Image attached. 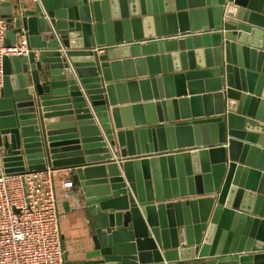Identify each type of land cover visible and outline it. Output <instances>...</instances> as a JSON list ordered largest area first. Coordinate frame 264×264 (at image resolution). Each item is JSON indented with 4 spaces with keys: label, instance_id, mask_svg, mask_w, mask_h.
I'll list each match as a JSON object with an SVG mask.
<instances>
[{
    "label": "water",
    "instance_id": "95a60500",
    "mask_svg": "<svg viewBox=\"0 0 264 264\" xmlns=\"http://www.w3.org/2000/svg\"><path fill=\"white\" fill-rule=\"evenodd\" d=\"M0 15L31 47L3 59L6 170L73 168L89 211L95 247L63 242L66 264H264V0Z\"/></svg>",
    "mask_w": 264,
    "mask_h": 264
},
{
    "label": "built area",
    "instance_id": "2783aa9c",
    "mask_svg": "<svg viewBox=\"0 0 264 264\" xmlns=\"http://www.w3.org/2000/svg\"><path fill=\"white\" fill-rule=\"evenodd\" d=\"M41 3V0H33ZM15 0H0V4ZM14 18L0 15V97L4 86L3 59L31 51L24 32L6 44ZM0 144V264H66L61 223L64 201L76 199V182L69 167L8 172Z\"/></svg>",
    "mask_w": 264,
    "mask_h": 264
},
{
    "label": "crops",
    "instance_id": "0c3cea01",
    "mask_svg": "<svg viewBox=\"0 0 264 264\" xmlns=\"http://www.w3.org/2000/svg\"><path fill=\"white\" fill-rule=\"evenodd\" d=\"M33 5V0H15L13 7H29ZM12 28V27H11ZM71 175L76 182V175L72 168ZM76 199L64 201L62 208L66 212V217L61 223L63 242L68 252V259L73 261L89 260L86 253L94 249V241L91 236V226L89 222V211L85 205L80 186L76 182ZM94 259V258H91ZM90 259V260H91Z\"/></svg>",
    "mask_w": 264,
    "mask_h": 264
},
{
    "label": "rangeland",
    "instance_id": "374dc122",
    "mask_svg": "<svg viewBox=\"0 0 264 264\" xmlns=\"http://www.w3.org/2000/svg\"><path fill=\"white\" fill-rule=\"evenodd\" d=\"M116 157L118 158V155H116Z\"/></svg>",
    "mask_w": 264,
    "mask_h": 264
}]
</instances>
